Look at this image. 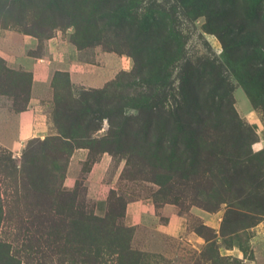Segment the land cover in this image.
<instances>
[{
	"label": "rangeland",
	"instance_id": "obj_1",
	"mask_svg": "<svg viewBox=\"0 0 264 264\" xmlns=\"http://www.w3.org/2000/svg\"><path fill=\"white\" fill-rule=\"evenodd\" d=\"M0 264H264V0H0Z\"/></svg>",
	"mask_w": 264,
	"mask_h": 264
},
{
	"label": "crops",
	"instance_id": "obj_2",
	"mask_svg": "<svg viewBox=\"0 0 264 264\" xmlns=\"http://www.w3.org/2000/svg\"><path fill=\"white\" fill-rule=\"evenodd\" d=\"M54 49H55V47H54ZM62 49L63 48H61L60 50H62ZM26 114H29V113H26ZM30 117H31L30 122H31V127H32V117H33L32 110H30ZM27 131H29V130H28L27 126H25L24 129H23V132L26 133Z\"/></svg>",
	"mask_w": 264,
	"mask_h": 264
}]
</instances>
